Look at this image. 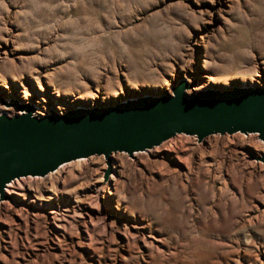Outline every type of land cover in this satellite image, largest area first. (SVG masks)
<instances>
[{"label":"rangeland","instance_id":"1","mask_svg":"<svg viewBox=\"0 0 264 264\" xmlns=\"http://www.w3.org/2000/svg\"><path fill=\"white\" fill-rule=\"evenodd\" d=\"M264 81V0H0L2 99L39 111ZM190 80H192L190 78ZM217 82V83H216ZM257 135H178L11 183L0 264H264Z\"/></svg>","mask_w":264,"mask_h":264},{"label":"water","instance_id":"2","mask_svg":"<svg viewBox=\"0 0 264 264\" xmlns=\"http://www.w3.org/2000/svg\"><path fill=\"white\" fill-rule=\"evenodd\" d=\"M190 78L192 80H190ZM195 77H180L171 91L145 92L115 102L78 103L41 113L35 101L2 99L0 110V202L12 200L7 186L27 177H46L63 165L104 156L105 180L114 155L135 158L178 135L198 143L214 135H257L264 142V81L196 88ZM254 160L264 163V153Z\"/></svg>","mask_w":264,"mask_h":264},{"label":"bare ground","instance_id":"3","mask_svg":"<svg viewBox=\"0 0 264 264\" xmlns=\"http://www.w3.org/2000/svg\"><path fill=\"white\" fill-rule=\"evenodd\" d=\"M216 83H217V82H216ZM79 160H81V161H82V160H86V159H79ZM67 164H68V163H67ZM59 170H60V169H59ZM12 184H13V183H12ZM9 186H11V183H10V184L7 186V189H6V190H7L8 192H10V193H11L12 191H10V188H9ZM11 187H12V186H11Z\"/></svg>","mask_w":264,"mask_h":264}]
</instances>
